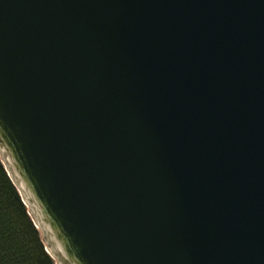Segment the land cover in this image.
<instances>
[{"label": "water", "instance_id": "water-1", "mask_svg": "<svg viewBox=\"0 0 264 264\" xmlns=\"http://www.w3.org/2000/svg\"><path fill=\"white\" fill-rule=\"evenodd\" d=\"M0 157L57 264H264V0H0Z\"/></svg>", "mask_w": 264, "mask_h": 264}, {"label": "trees", "instance_id": "trees-1", "mask_svg": "<svg viewBox=\"0 0 264 264\" xmlns=\"http://www.w3.org/2000/svg\"><path fill=\"white\" fill-rule=\"evenodd\" d=\"M0 157V264H57Z\"/></svg>", "mask_w": 264, "mask_h": 264}]
</instances>
